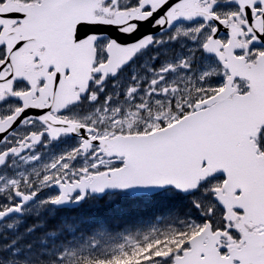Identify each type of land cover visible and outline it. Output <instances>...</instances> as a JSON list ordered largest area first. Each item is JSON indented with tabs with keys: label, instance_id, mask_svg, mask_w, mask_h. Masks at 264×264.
Returning a JSON list of instances; mask_svg holds the SVG:
<instances>
[{
	"label": "snow or ice",
	"instance_id": "1",
	"mask_svg": "<svg viewBox=\"0 0 264 264\" xmlns=\"http://www.w3.org/2000/svg\"><path fill=\"white\" fill-rule=\"evenodd\" d=\"M174 199L116 242L37 221L0 264H264V0H0V227Z\"/></svg>",
	"mask_w": 264,
	"mask_h": 264
},
{
	"label": "trees",
	"instance_id": "2",
	"mask_svg": "<svg viewBox=\"0 0 264 264\" xmlns=\"http://www.w3.org/2000/svg\"><path fill=\"white\" fill-rule=\"evenodd\" d=\"M101 206L102 208H100ZM100 207L93 208L92 212L95 213L91 217L90 221L81 225L85 231H91L97 227L100 222L107 223L109 230L114 233L123 232L130 228H134V230H136L143 228L145 225L154 224L158 221H168L170 213L179 212L182 214L189 208L186 202L179 199L166 202L121 200L116 203L104 202V204H101ZM127 212L130 213V215L127 214ZM117 218H119V220Z\"/></svg>",
	"mask_w": 264,
	"mask_h": 264
},
{
	"label": "rangeland",
	"instance_id": "3",
	"mask_svg": "<svg viewBox=\"0 0 264 264\" xmlns=\"http://www.w3.org/2000/svg\"><path fill=\"white\" fill-rule=\"evenodd\" d=\"M146 58H147V57H145L144 59L146 60ZM141 73L144 74V70H141ZM127 75H130V72H128V73L126 74V76H127ZM72 143H73V140H72V141L70 140V141H67V143L64 144L63 146H58L59 151L65 150L66 148H70V147L72 146ZM59 151H58V152H59ZM48 152L51 153L52 151L49 149ZM109 242H116V241L113 240V241H109Z\"/></svg>",
	"mask_w": 264,
	"mask_h": 264
},
{
	"label": "water",
	"instance_id": "4",
	"mask_svg": "<svg viewBox=\"0 0 264 264\" xmlns=\"http://www.w3.org/2000/svg\"><path fill=\"white\" fill-rule=\"evenodd\" d=\"M147 31H151V29H149V28L142 29V32H147ZM111 35L114 36V37L119 36V34L117 32H115L114 30L111 32ZM120 39L121 40H126L127 38L126 37H120Z\"/></svg>",
	"mask_w": 264,
	"mask_h": 264
},
{
	"label": "flooded vegetation",
	"instance_id": "5",
	"mask_svg": "<svg viewBox=\"0 0 264 264\" xmlns=\"http://www.w3.org/2000/svg\"><path fill=\"white\" fill-rule=\"evenodd\" d=\"M6 228H7V226H5V227H0V230L2 229V230H6Z\"/></svg>",
	"mask_w": 264,
	"mask_h": 264
},
{
	"label": "bare ground",
	"instance_id": "6",
	"mask_svg": "<svg viewBox=\"0 0 264 264\" xmlns=\"http://www.w3.org/2000/svg\"><path fill=\"white\" fill-rule=\"evenodd\" d=\"M127 214L130 215V213H128V212H127ZM127 214H126V215H127ZM118 215H119V214H118ZM122 216H123V214H122ZM122 216H121V217H122ZM127 216H128V215H127ZM115 217H117V216H115ZM123 217H124V216H123ZM113 218H114V217H113ZM117 219L119 220V218H117ZM115 221H116V220H115Z\"/></svg>",
	"mask_w": 264,
	"mask_h": 264
}]
</instances>
